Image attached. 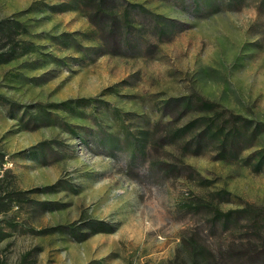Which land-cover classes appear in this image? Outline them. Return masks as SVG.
I'll return each instance as SVG.
<instances>
[{
    "label": "rangeland",
    "instance_id": "obj_1",
    "mask_svg": "<svg viewBox=\"0 0 264 264\" xmlns=\"http://www.w3.org/2000/svg\"><path fill=\"white\" fill-rule=\"evenodd\" d=\"M6 19L0 264H237L264 244L224 216L264 207V0H0ZM193 95L262 129L253 146L172 138L202 127Z\"/></svg>",
    "mask_w": 264,
    "mask_h": 264
},
{
    "label": "trees",
    "instance_id": "obj_2",
    "mask_svg": "<svg viewBox=\"0 0 264 264\" xmlns=\"http://www.w3.org/2000/svg\"><path fill=\"white\" fill-rule=\"evenodd\" d=\"M99 1L105 3L111 0ZM19 25V22H13L8 19L0 21V40L7 38L8 40H13V32ZM110 32H117V29L112 27ZM114 49L116 52L119 50L116 47ZM180 99L182 100H178L180 101L179 103L185 101L188 106L191 104L192 100H195L199 107L206 113L202 117V127L194 135L192 134L191 137L188 138L189 135L187 134V130H189L195 119L188 121L172 133V138L186 139V148L190 144L199 147L202 141L213 140L217 146L218 158L223 160L237 159L245 149L253 146L262 132V129L258 126H252L248 119L226 108H221L220 104L217 102L199 95ZM132 158L135 157L133 156ZM229 214H234V216L232 215L234 218H245L255 224L264 223V207L249 205L244 208L230 211L224 216L227 218ZM254 247L253 251H247L244 255L240 256V260L237 264H259L263 262L264 244L261 246L254 245Z\"/></svg>",
    "mask_w": 264,
    "mask_h": 264
}]
</instances>
